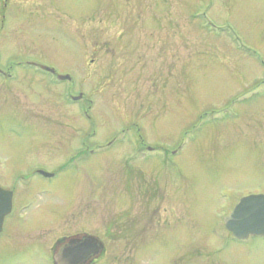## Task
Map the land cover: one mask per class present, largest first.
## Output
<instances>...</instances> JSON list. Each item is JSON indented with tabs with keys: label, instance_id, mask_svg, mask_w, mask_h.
Instances as JSON below:
<instances>
[{
	"label": "rangeland",
	"instance_id": "1",
	"mask_svg": "<svg viewBox=\"0 0 264 264\" xmlns=\"http://www.w3.org/2000/svg\"><path fill=\"white\" fill-rule=\"evenodd\" d=\"M0 187V264L107 228L96 264H264L224 227L264 194V0H0Z\"/></svg>",
	"mask_w": 264,
	"mask_h": 264
},
{
	"label": "water",
	"instance_id": "2",
	"mask_svg": "<svg viewBox=\"0 0 264 264\" xmlns=\"http://www.w3.org/2000/svg\"><path fill=\"white\" fill-rule=\"evenodd\" d=\"M46 71L49 68L43 67ZM66 80L68 77L59 78ZM46 177L51 175L43 173ZM12 193L0 188V233L5 218L12 211ZM226 229L240 241L251 236L264 237V195H253L243 198L224 221ZM104 245L94 237H88L83 245L75 249H67L58 260L60 264H82L87 258H98Z\"/></svg>",
	"mask_w": 264,
	"mask_h": 264
},
{
	"label": "flooded vegetation",
	"instance_id": "3",
	"mask_svg": "<svg viewBox=\"0 0 264 264\" xmlns=\"http://www.w3.org/2000/svg\"><path fill=\"white\" fill-rule=\"evenodd\" d=\"M46 74L49 76H54L56 78V80L59 82H70L71 81V78L69 76H68L67 80H60L59 78L65 77L66 75H59L56 72L55 73H46ZM72 100L74 101V97L72 98ZM139 140H141V139L139 138ZM108 146H111V144L108 143ZM137 148H138L137 152L140 154V156H148L149 152L151 151V148L148 145H146L145 143H141V145L138 146ZM44 171L45 170H43L42 168H38V169H35L33 173H36V175H40L43 177L42 172H44ZM53 176L47 177V178H53ZM6 190L11 192L13 195L12 196V211L4 220V223L2 226V232L0 233V237L4 235L5 230H6V226H7V219L12 216L14 209L17 205L15 192L13 190H8V189H6ZM107 230H108V228H107ZM107 230L105 231L104 236H101V237L94 235L91 232H87L86 230L81 229L78 231H74L73 233H71L67 236H64L60 239H56L54 241V243L49 247V250H48L52 264H60V262L58 260H61V256L63 255L64 251H66L67 249H75L78 246L83 245L84 242H86V239H88V237H94V238L98 239L100 241V243H102L104 245V249L98 258L89 257L86 259L85 262H82V264H96L97 262H99L101 260V258L103 257V255L106 251V244L104 242V239L106 240L107 238L112 236V234L107 235V233H106ZM229 235L233 239H235L236 241H240V240H237L236 238H234V236L231 233H229ZM250 238H252V237H250ZM249 239H247V240H249ZM240 242H242V241H240ZM39 246H41V244H39ZM48 251H47V253H48ZM40 253H46L45 249L42 246L40 247ZM40 256H42V254H40Z\"/></svg>",
	"mask_w": 264,
	"mask_h": 264
}]
</instances>
